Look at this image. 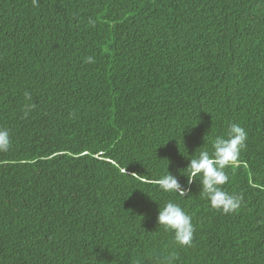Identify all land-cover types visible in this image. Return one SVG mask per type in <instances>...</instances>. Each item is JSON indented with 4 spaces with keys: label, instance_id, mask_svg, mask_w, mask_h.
<instances>
[{
    "label": "trees",
    "instance_id": "obj_1",
    "mask_svg": "<svg viewBox=\"0 0 264 264\" xmlns=\"http://www.w3.org/2000/svg\"><path fill=\"white\" fill-rule=\"evenodd\" d=\"M232 123L224 214L182 170ZM0 128V264H264V0H0Z\"/></svg>",
    "mask_w": 264,
    "mask_h": 264
},
{
    "label": "clouds",
    "instance_id": "obj_2",
    "mask_svg": "<svg viewBox=\"0 0 264 264\" xmlns=\"http://www.w3.org/2000/svg\"><path fill=\"white\" fill-rule=\"evenodd\" d=\"M33 2L35 5L36 0ZM88 60L91 62V57ZM25 115H28L27 111ZM247 136V131L241 125L232 123L228 127L226 136L218 135L214 138L211 152L202 146L194 155L188 156L182 153L190 160L187 168L182 170V174L188 177L189 185L198 178L201 184L200 192L214 209L224 214L238 210L243 200L242 194L229 193L222 186L229 180L225 169L239 159ZM10 146V132L0 128V151H7ZM157 183L163 192L185 195L187 191L169 170L158 179ZM157 222L158 227L173 233L175 245L184 247L192 243L194 235L192 218L179 204L168 201L160 206ZM173 258L171 255L165 257L167 264H172Z\"/></svg>",
    "mask_w": 264,
    "mask_h": 264
}]
</instances>
